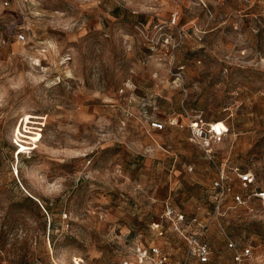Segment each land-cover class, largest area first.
<instances>
[{"label": "rangeland", "instance_id": "rangeland-1", "mask_svg": "<svg viewBox=\"0 0 264 264\" xmlns=\"http://www.w3.org/2000/svg\"><path fill=\"white\" fill-rule=\"evenodd\" d=\"M192 117L228 127L215 162ZM221 164L264 189V0H0V264H121L138 240L192 260L167 206L208 222L206 264H235ZM232 205L264 264V207Z\"/></svg>", "mask_w": 264, "mask_h": 264}, {"label": "built area", "instance_id": "built-area-1", "mask_svg": "<svg viewBox=\"0 0 264 264\" xmlns=\"http://www.w3.org/2000/svg\"><path fill=\"white\" fill-rule=\"evenodd\" d=\"M4 4L9 5L13 0H1ZM249 1V0H248ZM24 39L23 34L18 35ZM171 125L179 124V120L173 117L169 120ZM165 123L157 120L150 122L153 129L161 130L165 128ZM191 140L199 145L209 160L215 162L213 146L222 142L228 133V127L222 121H214L202 124L197 117H192L187 124ZM234 172L240 181L244 184H253L255 174L251 170H243L235 166ZM213 197V213L218 220V228L224 236L227 249L231 252V257L235 264H248L254 258V252L251 245L240 244L234 240L227 232L224 221L227 213L232 209V204L236 206H245L252 197H256L264 207V189L255 190L251 193L240 192L236 189L234 180L224 164L218 166L217 174L211 181ZM166 216H174L176 229L186 240L187 255L186 259H175L166 252L160 245L155 242L143 243L140 240L135 241L130 248L129 258L121 264H206L210 261L213 253L211 245L202 238L208 229V222L198 216L185 218L181 212H175L171 206L166 207ZM196 259L197 263L193 260Z\"/></svg>", "mask_w": 264, "mask_h": 264}]
</instances>
